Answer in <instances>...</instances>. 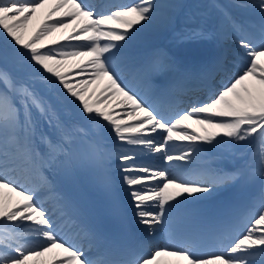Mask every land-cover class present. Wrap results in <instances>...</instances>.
Segmentation results:
<instances>
[{
	"label": "snow or ice",
	"instance_id": "snow-or-ice-1",
	"mask_svg": "<svg viewBox=\"0 0 264 264\" xmlns=\"http://www.w3.org/2000/svg\"><path fill=\"white\" fill-rule=\"evenodd\" d=\"M45 5L43 19L27 35ZM159 7L155 0L107 6L0 0V33L7 41L0 47V264H30L53 249L61 251L50 264H161L169 256L183 264H264V188L247 206L216 217L194 216L189 207L257 171L264 180V0H233L232 7L258 15L249 24L221 7L235 54L229 63L221 52L196 72L163 49L145 55L135 48ZM70 25L67 34L54 36ZM211 36L192 21L175 40ZM192 81L209 92L182 109L177 94ZM97 132L103 142L90 138ZM253 137L260 142L258 169L222 166V158L240 155ZM216 149L221 159L212 155ZM76 161L96 169L109 189L104 173L111 168L135 222L149 237L163 230L168 242L138 252L143 242L124 246L84 225L46 175ZM18 173L34 183H22ZM5 189L21 199L6 201ZM206 244L214 248L202 251Z\"/></svg>",
	"mask_w": 264,
	"mask_h": 264
},
{
	"label": "bare ground",
	"instance_id": "bare-ground-1",
	"mask_svg": "<svg viewBox=\"0 0 264 264\" xmlns=\"http://www.w3.org/2000/svg\"><path fill=\"white\" fill-rule=\"evenodd\" d=\"M90 1L91 0H88L89 3H90ZM189 1L192 2V4H194V3H196V1H201V0H189ZM244 1L248 2V0H244ZM211 2L213 4H215V5H218V2L216 0H211ZM47 7H48V5H45L44 8L39 9L38 12H37V14H36V16L33 17V19L29 22L27 35H30L32 33V31L35 30V28L39 24V22L43 19V16H44L45 11L47 10ZM215 18H217V17L215 16ZM166 19H168V18L166 17ZM156 23H157V21H156ZM155 26H157V24ZM70 29H71V25L69 26L68 29L58 30L56 33H54V36L55 37H59L61 34H67L70 31ZM177 32H178V30L176 28H174L172 30V34L173 35L176 34ZM147 41H148V38H139L137 40L138 44L147 43ZM6 43H7V41L5 40L4 35L2 33H0V47H3ZM233 43H235V42H233ZM233 46L236 47L235 45H233ZM222 79H223V73L220 76H218V75L216 76L217 82L218 81L221 82ZM93 87H96V86H93ZM208 92H209V90H207L205 92L204 98L206 97V95L208 94ZM45 131H50L46 125H45ZM259 144H260L259 137H253L249 141H247L246 143H244L243 146H242V152L241 153H243V155L246 153L245 157H248V154L250 152H256L257 155H254L253 154V159H252V163H251L252 165L255 164L256 160H259L260 159L259 151H257L258 148H259ZM175 147L176 148H181V147H183V144L177 143ZM219 153H220V150L219 149H216V150H213L212 155L215 156V157H217L218 159H221ZM238 156H236V157H238ZM236 159H238V158H236ZM225 163L226 164L227 163L229 164L230 162H229V160H227V161H225ZM253 178L256 179V181L258 183L257 178H255V177H253ZM4 194H5V200H7L8 197L10 196L11 197V202H13V203H15L16 200L21 199L16 193H9L7 189L4 190ZM46 207H48V206L46 205ZM53 256L54 255L46 254L44 256V258H43V256L41 257V260H44L45 264L46 263L47 264H50V262H51L50 260L53 258ZM37 259L39 260L40 258L38 257ZM160 260H161V264H174L173 262H178L179 261L178 258L171 257V256H169V257H161Z\"/></svg>",
	"mask_w": 264,
	"mask_h": 264
}]
</instances>
